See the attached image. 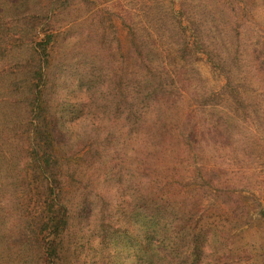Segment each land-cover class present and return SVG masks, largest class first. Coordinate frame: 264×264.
I'll use <instances>...</instances> for the list:
<instances>
[{
	"label": "rangeland",
	"instance_id": "374dc122",
	"mask_svg": "<svg viewBox=\"0 0 264 264\" xmlns=\"http://www.w3.org/2000/svg\"><path fill=\"white\" fill-rule=\"evenodd\" d=\"M44 13L56 32L48 45V86L40 82L37 46ZM185 51L190 56L183 59ZM151 64L171 72L170 78L164 75L160 121L178 131L180 150L166 157L165 149L163 161L146 159L156 167L140 175L135 157L140 136L112 102L124 87L128 98L136 97L135 78ZM92 69L104 75L105 85L113 75L116 85L101 86L103 94L77 86L79 74ZM38 87L44 91L37 115L52 131L53 157L62 171L56 192L69 209L59 264H74L76 250L80 260L101 264L99 225L121 223L133 201L146 193L173 203L177 197L182 206L187 201L185 208L197 205L208 213L215 205L235 209L238 224L222 213L219 230L228 231L230 249L247 257L238 264H264V0H0V199L9 221L31 220L40 230L46 182L41 171L26 167L28 134L20 128L30 123L27 112ZM206 95L213 101L254 95L262 105L251 109L252 115L239 114L231 141H222L196 106ZM168 98L175 105L166 106ZM229 102L232 115H238ZM56 113L67 121L54 122ZM110 131L114 155L107 156L98 141ZM246 168L256 175L239 170ZM23 259L13 264H30ZM123 262L136 264L131 257Z\"/></svg>",
	"mask_w": 264,
	"mask_h": 264
},
{
	"label": "trees",
	"instance_id": "16d2710c",
	"mask_svg": "<svg viewBox=\"0 0 264 264\" xmlns=\"http://www.w3.org/2000/svg\"><path fill=\"white\" fill-rule=\"evenodd\" d=\"M44 15L46 16H42V23H40L44 35L38 41L37 46L42 56L40 82L42 86L45 84L48 86L52 80V78L48 79V75H46V71L50 67L48 45L54 40L56 32L52 30L54 27L51 25L52 20L48 19V14L44 13ZM46 19L48 20L45 21ZM179 49L180 45L176 47L177 51ZM184 54L183 59L190 56L186 51ZM156 66L160 67V70H157ZM156 66L153 64L145 66L147 68L145 73L141 72L139 77L135 78V82H137L134 87L136 97L128 98L123 90L124 87L121 98L112 102L118 116L125 120L132 132H136L140 136L139 150L135 155L140 175L143 172H149L150 167H156L147 164L146 159L159 156V160L163 161L165 149L166 157H170L180 150L178 131L168 128L167 121L165 128L160 121V111L163 108L161 104L165 101L168 84L166 82L168 78L164 75L167 73L170 78L171 72L164 65ZM108 75L110 78L107 77L105 85L104 75L99 71L98 73H95L93 69L89 72L83 71L79 74L77 86L80 85L86 90L92 88L103 94L101 86L110 87L111 83L115 84L114 76ZM57 81L61 83L59 77ZM41 85L38 83V86ZM42 91H44L43 87L42 89L38 87L30 107L31 111L27 112L29 116L27 122L30 123H22L20 128L22 133L28 134L30 157H28L29 161L26 167L34 170V174L38 170L41 171L46 182L44 204L39 213L44 229L39 230L31 220L26 221V224L25 222L9 221L10 215L4 210L5 206L0 199V264H13V261L19 260L20 257L30 264H59L57 258H59V252L65 243L64 233L69 225V209L60 201L56 192L61 187L60 173L62 171L55 165L52 152V131L45 128L42 123L43 119L39 121L40 116L37 115L40 113L41 107L38 100ZM112 92L113 89L110 88L107 94ZM234 97L233 99V97L225 96L221 101H213L212 97L201 96L197 100L198 110L218 140L231 141L233 132L237 129L234 128L239 125V114L243 112L252 115L250 110H255L256 105H262L259 98L254 95ZM230 100H233L238 115L233 116V112L228 108V106H232ZM169 101L171 105H175L173 98H168L166 106ZM36 104L38 105L36 106ZM49 104L51 107L52 103ZM108 104L111 103H106L105 106ZM240 108L245 110H239ZM255 112L257 113V111ZM57 114L59 113L54 114V117ZM170 114L169 111L166 114V119ZM64 117L63 114L58 115L54 122L58 123L61 119L64 120ZM81 118L84 120V117ZM65 120L67 121V117ZM6 130L8 133L13 130L12 135H16L17 130L13 127L6 128ZM98 142L102 144L103 150L107 149V156L114 155L111 149L114 143L111 131L109 135L103 134ZM104 143L106 144L104 145ZM223 146L225 145H221V147ZM239 170L256 175L249 168ZM160 182L159 178L155 179V184H160ZM163 198L165 200L146 193L144 197L139 196L137 201H133L132 206L129 207L130 210H127V213H124L125 217L120 220L121 223L115 225L109 220L99 225L101 231L98 234L97 242H100L101 264H123V261L129 257L135 259L136 264H238L247 260V257H244L245 254H241L240 251L238 253L228 246L229 241L226 239L228 231L225 230L224 238L222 231L219 230L218 218L222 213L229 214L227 221L238 224V218L241 216L234 211L235 209L229 212L230 209L225 211L224 207L215 205V209L208 213L206 208L199 209L197 205L185 208L187 201L182 206L177 197L174 203L167 196ZM192 203L195 204V202ZM31 217L34 219L35 214ZM89 246L92 247L91 242ZM75 253L77 254L74 264H97L92 260L90 263H87L88 260L82 261L78 250Z\"/></svg>",
	"mask_w": 264,
	"mask_h": 264
}]
</instances>
